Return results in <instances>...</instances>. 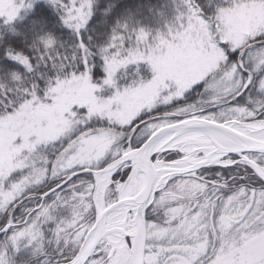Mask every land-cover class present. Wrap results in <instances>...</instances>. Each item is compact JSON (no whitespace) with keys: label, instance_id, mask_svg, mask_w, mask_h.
<instances>
[{"label":"snow or ice","instance_id":"snow-or-ice-1","mask_svg":"<svg viewBox=\"0 0 264 264\" xmlns=\"http://www.w3.org/2000/svg\"><path fill=\"white\" fill-rule=\"evenodd\" d=\"M0 264H264V0H0Z\"/></svg>","mask_w":264,"mask_h":264}]
</instances>
